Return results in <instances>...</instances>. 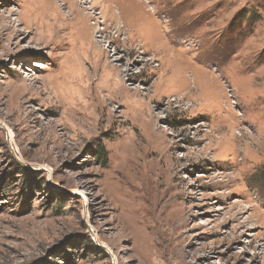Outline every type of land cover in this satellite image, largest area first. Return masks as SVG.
Returning a JSON list of instances; mask_svg holds the SVG:
<instances>
[{"label": "rangeland", "instance_id": "1", "mask_svg": "<svg viewBox=\"0 0 264 264\" xmlns=\"http://www.w3.org/2000/svg\"><path fill=\"white\" fill-rule=\"evenodd\" d=\"M114 263L264 264V0H0V264Z\"/></svg>", "mask_w": 264, "mask_h": 264}, {"label": "bare ground", "instance_id": "2", "mask_svg": "<svg viewBox=\"0 0 264 264\" xmlns=\"http://www.w3.org/2000/svg\"><path fill=\"white\" fill-rule=\"evenodd\" d=\"M97 3H99L98 1H95V4H97ZM110 12H111V9L110 8H107V11H105V15L103 16V17H105L106 15L108 16V14H110ZM122 13H123V11H122ZM122 13H121V15H122ZM120 16V15H119ZM123 16V15H122ZM113 17V19H115V16H112ZM117 17V16H116Z\"/></svg>", "mask_w": 264, "mask_h": 264}, {"label": "water", "instance_id": "3", "mask_svg": "<svg viewBox=\"0 0 264 264\" xmlns=\"http://www.w3.org/2000/svg\"><path fill=\"white\" fill-rule=\"evenodd\" d=\"M7 138H8V140H9V136H7ZM12 152H13L14 155H16V154L14 153L13 150H12ZM97 244L100 245V246H101L102 248H104L105 250H107L108 252H110L109 249H108L105 245L99 244V242H97ZM112 256H113V255H112ZM114 264H115V263H114Z\"/></svg>", "mask_w": 264, "mask_h": 264}]
</instances>
